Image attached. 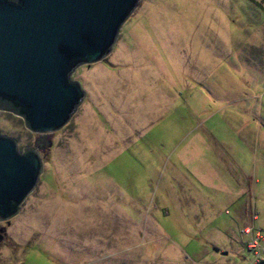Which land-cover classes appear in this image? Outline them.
I'll list each match as a JSON object with an SVG mask.
<instances>
[{
	"label": "rangeland",
	"instance_id": "1",
	"mask_svg": "<svg viewBox=\"0 0 264 264\" xmlns=\"http://www.w3.org/2000/svg\"><path fill=\"white\" fill-rule=\"evenodd\" d=\"M71 80L85 97L51 134L0 111V135L42 159L0 264H256L264 0H138Z\"/></svg>",
	"mask_w": 264,
	"mask_h": 264
},
{
	"label": "water",
	"instance_id": "2",
	"mask_svg": "<svg viewBox=\"0 0 264 264\" xmlns=\"http://www.w3.org/2000/svg\"><path fill=\"white\" fill-rule=\"evenodd\" d=\"M137 2L0 0V111L37 135L65 126L85 97L72 73L105 59ZM41 171L35 148L19 152L0 135V222L18 212Z\"/></svg>",
	"mask_w": 264,
	"mask_h": 264
},
{
	"label": "built area",
	"instance_id": "3",
	"mask_svg": "<svg viewBox=\"0 0 264 264\" xmlns=\"http://www.w3.org/2000/svg\"><path fill=\"white\" fill-rule=\"evenodd\" d=\"M254 219V217H253ZM253 227L246 228V234H251V238L247 241L246 246L248 250L253 253L256 263L264 261V237L261 238L259 232H252Z\"/></svg>",
	"mask_w": 264,
	"mask_h": 264
}]
</instances>
